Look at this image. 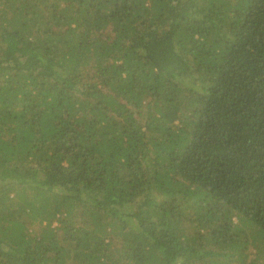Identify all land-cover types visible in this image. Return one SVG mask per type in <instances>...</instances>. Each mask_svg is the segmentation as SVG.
Masks as SVG:
<instances>
[{
  "label": "trees",
  "instance_id": "16d2710c",
  "mask_svg": "<svg viewBox=\"0 0 264 264\" xmlns=\"http://www.w3.org/2000/svg\"><path fill=\"white\" fill-rule=\"evenodd\" d=\"M0 264H264V0H0Z\"/></svg>",
  "mask_w": 264,
  "mask_h": 264
},
{
  "label": "rangeland",
  "instance_id": "374dc122",
  "mask_svg": "<svg viewBox=\"0 0 264 264\" xmlns=\"http://www.w3.org/2000/svg\"><path fill=\"white\" fill-rule=\"evenodd\" d=\"M36 224H30V230H32L33 228H35Z\"/></svg>",
  "mask_w": 264,
  "mask_h": 264
}]
</instances>
